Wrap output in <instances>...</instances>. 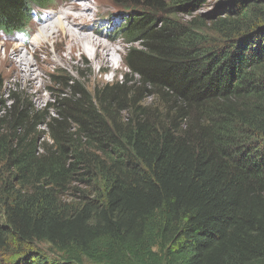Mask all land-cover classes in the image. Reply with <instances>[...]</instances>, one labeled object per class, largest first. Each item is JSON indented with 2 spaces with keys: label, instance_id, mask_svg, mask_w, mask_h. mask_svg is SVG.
I'll return each mask as SVG.
<instances>
[{
  "label": "trees",
  "instance_id": "16d2710c",
  "mask_svg": "<svg viewBox=\"0 0 264 264\" xmlns=\"http://www.w3.org/2000/svg\"><path fill=\"white\" fill-rule=\"evenodd\" d=\"M53 1L0 0V33ZM114 2L140 46L121 79L52 75L65 91L44 108L0 80L9 264H264V0H222L198 27L149 20L207 0Z\"/></svg>",
  "mask_w": 264,
  "mask_h": 264
},
{
  "label": "rangeland",
  "instance_id": "374dc122",
  "mask_svg": "<svg viewBox=\"0 0 264 264\" xmlns=\"http://www.w3.org/2000/svg\"><path fill=\"white\" fill-rule=\"evenodd\" d=\"M61 1L63 0H54L51 5H48L50 10L40 15L41 20L38 24L32 22V36L38 35V32L45 21L44 19H46L47 15L51 14V12L54 13L55 17L59 11H70L67 4L72 0H66L65 3L62 4V8ZM218 2H222V0H207V3L203 7H197L191 12H183L181 10L174 9V4H170L166 10L155 12L152 15L155 20L153 21V19H150L149 21L152 23V26H159L163 19L171 17L181 24H194L198 27L199 25L195 23L198 22L196 19L199 18L200 15L205 16L209 14ZM91 6L92 13L95 14L93 17L95 20L87 21V19L84 23H82V26H85L86 28L90 27L91 32L95 30L100 33L99 35L102 39L114 43L119 48V51L112 57V62L108 64V68H102L98 61L93 58V52H91L90 45H88V43H85V49L87 50L86 54L82 55L81 52H77L76 58L71 59L68 52L61 51L57 45L55 46L54 41H47V43H43L41 46L34 44L35 46L32 50L33 46L30 42L34 41V37L30 40L28 45L23 46L22 44H14L8 37L1 36L0 34V80L3 81V88L1 92L4 99L7 98L10 90H20L21 92L30 95L34 104H36L38 108H44L55 102L57 90L62 92L65 91L64 87H60L58 89L54 87L51 79L52 75H62L69 80L74 78L80 83H85L90 88H93L95 85H99L101 83L112 84L118 79H121V72L122 74L126 72L124 57L126 56L129 48H140V46L138 42H124V39L118 37L114 30L117 29L120 31L119 28L122 27L124 20L132 11L127 12L125 8L119 7L114 0H91ZM136 15L137 17H141L143 16V13L140 11ZM146 19L148 18H145V20ZM95 21H98V26L95 27L99 31H97L95 27L92 28ZM106 33L108 34V37H106ZM63 38L64 37H60L59 40L63 41ZM121 41H123V43H121ZM17 46H20L22 51L21 55L28 53V56L34 61L35 69H37V74L39 75V78L36 80L30 77L23 78V75L16 63L11 64L9 59H12L14 56H16L15 59L19 58V51L12 54ZM25 46L27 49H24ZM59 52L63 57L66 56L68 61H62L59 57ZM145 102L150 103L151 98L146 99ZM158 117L160 122L164 121V115L160 109H158ZM44 130L45 128L42 127V132ZM4 182L5 175L0 178V192L5 190ZM3 213L4 207L2 201L0 200V223L4 220ZM40 246L44 248L51 257L57 256L55 252L49 249L48 244H40ZM0 258H3L1 260L5 261L6 264H9L12 261V255L10 253H4L1 248ZM82 264L95 263L85 259Z\"/></svg>",
  "mask_w": 264,
  "mask_h": 264
},
{
  "label": "bare ground",
  "instance_id": "6f19581e",
  "mask_svg": "<svg viewBox=\"0 0 264 264\" xmlns=\"http://www.w3.org/2000/svg\"><path fill=\"white\" fill-rule=\"evenodd\" d=\"M67 6L70 11H59L55 16L56 18L52 12L47 17L45 16L46 19H44L45 21L38 35L34 36V41L30 42L33 46L32 50L35 46L34 44L41 46L47 41H54L55 46L57 45L61 51L68 52L70 58L74 59L77 56V52H81L82 55L86 54L85 43H88L91 52H93V58L98 61L102 68H108V64L112 62V57L119 51V48L114 43L102 39L99 35L100 33L95 30L91 32L90 27L82 26V23L87 19V21L95 20L93 18L95 14L92 13L91 0H72ZM60 37H64L63 41L59 40ZM17 51H19V58L15 59L16 56H14L9 59L11 64L16 63L23 78L30 77L34 80L39 78L34 61L31 60L28 53L21 55L20 46H17L12 54ZM59 57L62 61H68L67 57H63L60 52Z\"/></svg>",
  "mask_w": 264,
  "mask_h": 264
}]
</instances>
